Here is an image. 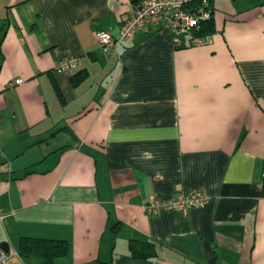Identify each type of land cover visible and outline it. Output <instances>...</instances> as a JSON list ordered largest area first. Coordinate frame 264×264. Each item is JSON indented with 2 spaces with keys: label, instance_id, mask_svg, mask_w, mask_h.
Returning <instances> with one entry per match:
<instances>
[{
  "label": "crops",
  "instance_id": "0c3cea01",
  "mask_svg": "<svg viewBox=\"0 0 264 264\" xmlns=\"http://www.w3.org/2000/svg\"><path fill=\"white\" fill-rule=\"evenodd\" d=\"M137 3L0 0V245L66 240L53 264H264V0H212L208 44L149 24L103 51L96 31L117 35ZM65 56L78 66L56 71ZM195 191L205 206L145 211Z\"/></svg>",
  "mask_w": 264,
  "mask_h": 264
},
{
  "label": "built area",
  "instance_id": "2783aa9c",
  "mask_svg": "<svg viewBox=\"0 0 264 264\" xmlns=\"http://www.w3.org/2000/svg\"><path fill=\"white\" fill-rule=\"evenodd\" d=\"M191 0H138L135 10L129 15H123L119 20V31L117 35L107 30L96 31V40L99 47L105 51H115L124 42L132 40L135 33L149 24L159 25L171 32L172 41L176 47L184 43H191L194 46L208 44L212 36L193 37L190 41L185 37L192 35L197 24V17L194 12L189 11L185 6ZM78 66V59L74 56L60 58L55 64V70L66 71L75 69ZM24 78L18 77L11 82V85L21 84ZM209 202V197L202 191H195L189 194L178 193L174 196L158 199L151 198L145 203V211L148 214L155 213L159 207L169 210L188 209L191 207H202ZM18 257V253L6 252L0 245V264H8L12 257Z\"/></svg>",
  "mask_w": 264,
  "mask_h": 264
},
{
  "label": "trees",
  "instance_id": "16d2710c",
  "mask_svg": "<svg viewBox=\"0 0 264 264\" xmlns=\"http://www.w3.org/2000/svg\"><path fill=\"white\" fill-rule=\"evenodd\" d=\"M185 8L194 12L197 17V24L193 33L184 40L190 41L193 37H205L213 35L215 32L214 24V7L212 0H191ZM194 46L191 43H184L176 48ZM88 77V71L81 69L71 76L72 84L77 87ZM58 95L59 100L63 103L64 97L61 90L58 88L54 79L51 80ZM31 172L27 170L25 174ZM116 227H119L116 225ZM158 245L152 240L130 239L128 241V250L135 258L149 259L155 258L158 255ZM17 252L22 259L38 258L44 264H53L56 258H59L67 253L68 242L62 239H46L21 237L18 242Z\"/></svg>",
  "mask_w": 264,
  "mask_h": 264
},
{
  "label": "water",
  "instance_id": "95a60500",
  "mask_svg": "<svg viewBox=\"0 0 264 264\" xmlns=\"http://www.w3.org/2000/svg\"><path fill=\"white\" fill-rule=\"evenodd\" d=\"M1 246L4 248V250H5L6 252L9 251V247H8V244H7V243H2Z\"/></svg>",
  "mask_w": 264,
  "mask_h": 264
},
{
  "label": "rangeland",
  "instance_id": "374dc122",
  "mask_svg": "<svg viewBox=\"0 0 264 264\" xmlns=\"http://www.w3.org/2000/svg\"><path fill=\"white\" fill-rule=\"evenodd\" d=\"M11 262H18V263H20V264H22V263L26 264V263H27V262L24 261V260H18V259L13 260V261H10L9 263H11Z\"/></svg>",
  "mask_w": 264,
  "mask_h": 264
}]
</instances>
